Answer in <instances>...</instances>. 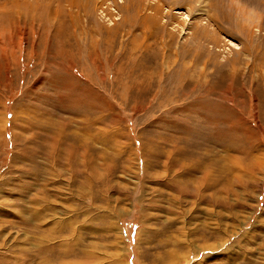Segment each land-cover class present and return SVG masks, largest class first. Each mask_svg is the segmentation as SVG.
Returning <instances> with one entry per match:
<instances>
[{"label": "rangeland", "instance_id": "obj_1", "mask_svg": "<svg viewBox=\"0 0 264 264\" xmlns=\"http://www.w3.org/2000/svg\"><path fill=\"white\" fill-rule=\"evenodd\" d=\"M0 264H264V0H0Z\"/></svg>", "mask_w": 264, "mask_h": 264}, {"label": "bare ground", "instance_id": "obj_2", "mask_svg": "<svg viewBox=\"0 0 264 264\" xmlns=\"http://www.w3.org/2000/svg\"><path fill=\"white\" fill-rule=\"evenodd\" d=\"M90 4V3H89ZM221 91H218V93L216 92V94L218 95V96H221V95H223L224 96V94L222 93ZM220 94V95H219ZM222 97V96H221ZM208 106V105H207ZM206 106V107H207ZM218 108H219V106H217ZM218 108H217V110H218ZM224 108V107H223ZM214 109H216L215 108V106H214V104H212L211 106H210V112H213L214 111ZM220 109V108H219ZM219 111V110H218ZM222 111V110H221ZM221 111H220V113H221ZM212 114V113H211ZM215 114V113H214ZM216 114H217V112H216Z\"/></svg>", "mask_w": 264, "mask_h": 264}]
</instances>
